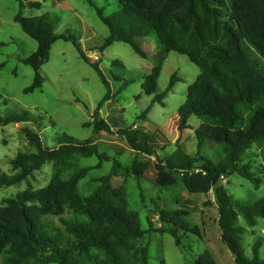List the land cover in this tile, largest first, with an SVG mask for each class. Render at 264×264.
I'll return each instance as SVG.
<instances>
[{"label":"trees","instance_id":"trees-1","mask_svg":"<svg viewBox=\"0 0 264 264\" xmlns=\"http://www.w3.org/2000/svg\"><path fill=\"white\" fill-rule=\"evenodd\" d=\"M118 4L119 10L110 17L96 8L109 29L103 50L120 42L146 58L136 38L146 37L153 30L166 52L186 55L200 68L197 81L188 88L186 101L178 109L179 132L189 128L193 116L204 120L196 130L199 152L160 160L155 150L157 134L135 126L120 128L118 133L136 157L125 166L114 161L109 174L93 177V170L112 160L99 152L94 140L76 143L65 137L66 143L61 141L57 148L50 149L44 147L35 129L24 127L28 148L9 161L11 174L0 171V188L28 181L46 163L53 164V172L44 187L34 189L31 185L0 202V264H148L149 247L140 244L146 231L139 214L128 209L126 187L112 186L111 181L119 176L120 169L125 170L124 184L133 176L144 178L154 163L153 182L157 187L174 189L181 184L189 194L214 192L221 240L236 264H264L261 241L254 243L251 257L245 255L244 228L239 221L243 217L247 226L255 227L257 220L264 218V197L248 205L234 200L224 185L226 178L235 173L256 188L264 182V169L257 176L250 163H243V155L254 145L264 154V0H118ZM14 21L38 44L36 51L23 59L35 71L34 81L25 93L42 87L40 69L48 63L52 46L58 40L72 42L108 88L93 121L85 127H93L95 134L111 132L112 126L100 115L104 103L112 98L110 84L99 65L92 63L97 61L84 53L77 37L56 34L58 21L50 14L24 17L19 13ZM113 66L124 65L116 60ZM160 74L161 67H153L142 86L144 94L154 95L152 106L165 105L164 99L177 80L173 75L169 88L156 95ZM150 110L151 106L140 118L147 119ZM24 119L20 114L0 117V126L27 123ZM208 142L222 147L221 162L215 163L200 153ZM249 155L252 153L247 159ZM94 156L99 159L96 165H80V159ZM141 157H150L151 162ZM86 179L91 185L82 194L80 183ZM188 215L181 207L163 209L159 212L161 225L155 228L150 220L149 230L172 235L176 246L181 247L188 232L202 236L200 227L193 225ZM193 264L220 263L206 250Z\"/></svg>","mask_w":264,"mask_h":264},{"label":"rangeland","instance_id":"rangeland-1","mask_svg":"<svg viewBox=\"0 0 264 264\" xmlns=\"http://www.w3.org/2000/svg\"><path fill=\"white\" fill-rule=\"evenodd\" d=\"M89 1L93 6L88 0H0V117L20 114L25 121L28 120L27 123L0 126L2 173L11 174L9 161L19 152L27 150L28 142L22 131L26 126L35 129L44 147L50 149L57 148L61 141L66 143L65 137L72 138L76 143L94 140L99 152L106 153L112 160L104 162L100 169L93 170V177L109 174L114 161L125 166L136 157V153L131 151L126 140L118 133L120 128L135 126L152 135L157 134L158 137L154 136L157 142L155 150L160 160L176 158L180 154L194 156L199 152L196 130L204 120L193 116L189 120V128L179 132L178 109L186 101L188 88L197 81L200 68L186 55L166 52L156 40L153 30L146 37L136 38L146 58L138 56L130 45L120 42L103 50L109 29L99 18L96 8L101 9L105 17H110L119 10L118 0ZM30 3H41L42 6L30 7ZM19 13L24 17L50 14L58 21L55 33L74 35L84 53L92 61H97L92 63L99 65L112 93L111 100L105 102L100 111V115L112 126L111 132L95 134L93 127H85V124L93 121L95 110L108 88L72 42L58 40L52 46L48 63L40 69L42 87L32 93H25V89L34 81L35 71L24 64L23 59L36 51L38 44L14 21ZM116 60L124 66L114 67L113 62ZM155 66L161 67L156 95L163 94L169 88L173 75L177 77L174 87L164 99V106L160 103L152 106L154 95L148 96L143 92L145 77ZM150 106L147 119L140 118ZM178 139L180 144L177 145ZM200 153L215 163L221 162L223 158L222 147L209 142ZM249 153L252 156L249 155L247 159ZM141 159L151 162L150 157ZM243 160L244 164H251L252 172L261 176L264 169L262 150L254 145L243 155ZM98 162L97 156L80 159L82 167L93 166ZM155 165L148 167L144 178L133 176L124 184L125 170L120 169L119 176L111 181L112 186L126 187L128 209L139 214L141 227L146 231L140 244L149 247L148 264H193L195 258L206 250L220 264H236L234 256L221 240L214 192L189 194L181 184L174 189L157 187L153 182ZM52 172L53 164L46 163L28 181L1 187L0 202L15 197L31 185L34 189L44 187ZM90 185V179L83 180L80 192L86 194ZM224 185L234 200L248 205L264 197V182L256 188L237 173L228 176ZM177 207L189 212L187 219L199 226L202 233L200 237L188 232L181 247L176 246L172 235L149 230L150 220L155 228L161 225V210ZM239 221L244 228L242 244L245 255L251 257L254 243L261 241L260 255L264 259V218H259L253 228L247 226L243 217Z\"/></svg>","mask_w":264,"mask_h":264}]
</instances>
